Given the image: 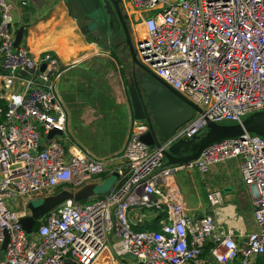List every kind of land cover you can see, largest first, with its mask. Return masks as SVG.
Here are the masks:
<instances>
[{
  "label": "built area",
  "instance_id": "built-area-1",
  "mask_svg": "<svg viewBox=\"0 0 264 264\" xmlns=\"http://www.w3.org/2000/svg\"><path fill=\"white\" fill-rule=\"evenodd\" d=\"M128 2L137 59L200 113L158 147L140 141L146 126L135 121L122 155L98 160L67 130L57 58L14 47L13 6L0 0V264H96L107 252L116 264L127 256L136 264H206V246L216 264H251L264 255L263 138L245 134L212 144L186 164L167 166L164 158L172 144L201 134L208 122L241 123L264 111V0ZM50 131L60 135L46 140ZM232 159L239 160L253 206L254 231L241 245L210 214L188 211L176 180ZM111 172L118 185L107 195L67 201L35 232L22 229L30 202L60 188L76 192ZM207 200L214 210L222 195L210 192ZM145 212L158 217L156 228L131 220Z\"/></svg>",
  "mask_w": 264,
  "mask_h": 264
},
{
  "label": "crops",
  "instance_id": "crops-1",
  "mask_svg": "<svg viewBox=\"0 0 264 264\" xmlns=\"http://www.w3.org/2000/svg\"><path fill=\"white\" fill-rule=\"evenodd\" d=\"M6 1L13 6L12 32L15 34L19 28L24 30L21 45L26 47L34 57H39L42 53L53 54L63 69L56 89L67 115V130L72 140L98 160L122 155L136 121L127 103L124 85L129 88L132 85L133 72L136 77H139L140 73L132 64L125 41L114 40L117 31L122 32L120 24L117 23L113 39L108 41L107 49H105L98 43V39H89L87 34L80 31L81 20L64 0ZM123 13L126 19L131 20L134 16L135 20L128 0H123ZM131 40L134 46L133 31ZM108 51L114 53L117 60L112 55L110 58L102 57ZM105 64L111 76L117 71L121 91L124 94H121L118 87L117 97L113 103L115 106L110 108L99 106L97 93L94 92L92 96L93 91H91L89 80L108 74L109 72L102 70ZM101 70L103 73H100ZM109 103L112 105V101ZM115 107H123V111H118ZM72 119H76L79 124H92L94 136L86 139L77 133L72 134L70 129ZM114 174L107 173L91 183L95 185H100L104 181L109 183L108 191L97 197H103L117 187L118 178H113ZM176 180L186 209L194 213L197 218L210 214L213 216L216 227L230 232L239 245L244 242L248 234L254 231L251 196L240 174L238 159L214 165L203 175L197 171L181 172L176 176ZM214 191L221 193L222 203L212 210L207 195ZM143 214L141 218L140 215L131 216L133 222L137 220L139 228L153 229V225H156L155 228L158 226L159 219L154 221L158 217L148 212ZM108 255L112 257L110 252ZM108 255L105 254L98 264H105ZM203 258L206 264H216L205 250ZM251 264H264V255L254 259Z\"/></svg>",
  "mask_w": 264,
  "mask_h": 264
},
{
  "label": "water",
  "instance_id": "water-1",
  "mask_svg": "<svg viewBox=\"0 0 264 264\" xmlns=\"http://www.w3.org/2000/svg\"><path fill=\"white\" fill-rule=\"evenodd\" d=\"M64 2L72 7L76 17L81 20L80 31L87 34L89 39H98V43L105 49H107L108 41L113 39L117 23L120 24L132 64L140 73V76L136 77L133 72V81L128 88V94L134 119L144 122L146 126V130L140 135L141 142L150 147H158L169 139L178 128L191 122L196 114L200 113V109L164 84L139 62L126 28L123 0H64ZM23 37L24 30L19 28L14 36L15 48L22 43ZM44 69L45 65H42L40 70ZM245 134L257 135L264 139V111L245 117L241 123L216 124L208 122L201 134L190 139L179 140L164 152L166 165H181L195 161L212 144L242 138ZM55 135H60V133L50 131L46 140H50ZM116 177L117 175L114 174L113 178ZM97 188L98 185L88 184L76 192L63 189L42 198L37 205L30 202L28 204L30 215L20 219L22 229L27 234H31L34 225L50 211L67 201L84 202L94 198L98 195ZM127 258L134 260L130 256ZM65 264L75 263L66 261Z\"/></svg>",
  "mask_w": 264,
  "mask_h": 264
},
{
  "label": "rangeland",
  "instance_id": "rangeland-1",
  "mask_svg": "<svg viewBox=\"0 0 264 264\" xmlns=\"http://www.w3.org/2000/svg\"><path fill=\"white\" fill-rule=\"evenodd\" d=\"M131 20H134V16L132 17ZM101 54H103V53H101ZM110 55H112L113 57L115 56L114 53H112V52L110 53V51H108L102 57L110 58ZM114 59H116V57H114ZM120 62H122V61H120ZM117 63H118V65L120 64L118 61H117ZM106 65L107 64H105V66H102V70L109 72L108 66H106ZM102 70L100 71V73H103ZM89 80L91 82L90 86L92 87L91 91H93L92 96H93L94 92L97 93V97L99 100L98 104L101 107L110 108L112 106H115L113 103H114V99H116V97H117L116 91H117L118 87L120 89L121 94L124 95L123 91H121V82L119 81L117 71L114 72L113 76H111V74L109 72L108 74H102V75H99L98 77H96L95 79L91 78ZM127 80H129V78ZM124 84H125V82H124ZM124 87H125V94H126L125 96H126L127 103H129L128 105L130 106V108L132 110V106H131V102H130L129 94H128V88L126 87V85H124ZM93 89H95V90H93ZM111 98L113 100H111ZM109 101H112V105H111V103H109ZM115 108L118 111H123V107H119V108L115 107ZM132 113H133V110H132ZM138 123L145 126L144 122H138ZM91 125H84L83 123L79 124L76 122V119L70 120V126H71L70 129L72 130V134L77 133V134H79V136L80 135L84 136L86 139L94 136L93 135L94 134V128H92ZM108 184H109L108 182L104 181L103 183L98 185V188H97L98 196H101L108 191V189H109ZM61 190H63V189H61ZM61 190H59V191H61ZM59 191H54V193H52L51 195H53ZM40 200L41 199H36V200L32 201V203L37 205L40 203ZM7 240L8 239L6 238L5 242L3 244V247L6 246ZM108 253L109 252H107L106 255H108ZM119 263L120 264H136L135 260H132V259L119 260ZM96 264H98V262ZM105 264H116V261L114 259H112V257L110 255H108V259L105 261Z\"/></svg>",
  "mask_w": 264,
  "mask_h": 264
},
{
  "label": "flooded vegetation",
  "instance_id": "flooded-vegetation-1",
  "mask_svg": "<svg viewBox=\"0 0 264 264\" xmlns=\"http://www.w3.org/2000/svg\"><path fill=\"white\" fill-rule=\"evenodd\" d=\"M131 20H129L128 18L125 20V24H126V28H127V31L132 39V24H131ZM83 23V22H82ZM116 38L114 39L115 41H120V42H124V35H123V32H121V30L118 32L117 31V34L115 36Z\"/></svg>",
  "mask_w": 264,
  "mask_h": 264
},
{
  "label": "trees",
  "instance_id": "trees-1",
  "mask_svg": "<svg viewBox=\"0 0 264 264\" xmlns=\"http://www.w3.org/2000/svg\"><path fill=\"white\" fill-rule=\"evenodd\" d=\"M62 188L58 189L57 191L61 190ZM158 218L154 219V221H157ZM156 225H153V227L155 228ZM39 227V222H37L34 227H33V232H35L37 230V228ZM209 251V246L205 247V253L208 254Z\"/></svg>",
  "mask_w": 264,
  "mask_h": 264
}]
</instances>
